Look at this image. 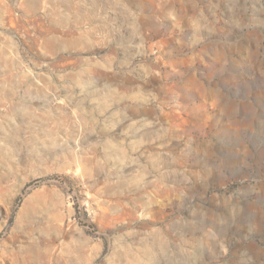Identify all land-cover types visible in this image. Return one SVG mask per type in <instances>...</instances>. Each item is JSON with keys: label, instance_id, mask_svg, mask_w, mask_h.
<instances>
[{"label": "rangeland", "instance_id": "1", "mask_svg": "<svg viewBox=\"0 0 264 264\" xmlns=\"http://www.w3.org/2000/svg\"><path fill=\"white\" fill-rule=\"evenodd\" d=\"M0 264H264V0H0Z\"/></svg>", "mask_w": 264, "mask_h": 264}]
</instances>
